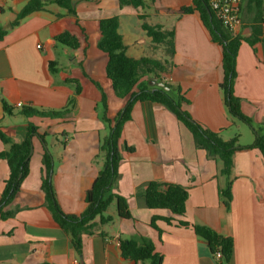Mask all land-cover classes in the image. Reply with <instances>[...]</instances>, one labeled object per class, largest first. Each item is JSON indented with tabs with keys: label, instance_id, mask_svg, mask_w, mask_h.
<instances>
[{
	"label": "crops",
	"instance_id": "0c3cea01",
	"mask_svg": "<svg viewBox=\"0 0 264 264\" xmlns=\"http://www.w3.org/2000/svg\"><path fill=\"white\" fill-rule=\"evenodd\" d=\"M28 1L0 0V29H7L0 39V127L19 143L30 123L42 139H32L28 175L3 209L12 214L0 219V264H149L121 256L120 242L135 236L153 242L161 264H222L195 235L192 225L206 226L232 238L229 264H264V158L260 152L250 149L234 154L232 199L226 208L218 193L226 183L220 173L222 163L195 148L190 132L167 108L145 101L133 104L130 119L123 125L120 147L126 144L133 151L121 149L118 177L111 190L126 199L132 219L118 218L113 202L105 213L112 221L99 224L95 219L92 233L83 237L81 254L76 253L46 208L40 187L41 160L47 149L53 164L51 183L61 210L82 213L86 208L82 200L85 187L103 166L99 145L108 130L101 119V92L106 95L110 117L123 108V101L115 97L105 76L107 55L96 47L98 21L118 18V33L127 56L133 59H161L157 56L161 48L151 43L141 27V15L148 23L172 31L174 66L163 79L180 88L188 100L184 110L203 128L218 132L224 141L237 137L239 146H248L254 134L246 123L230 116L224 102L219 88L223 77L220 46L211 40L197 12L179 14V9L190 6L192 0H144V6L137 8L120 6L118 0H72L75 16L47 3L16 27L8 28ZM239 15L242 25L236 34L245 39L253 37L255 10L248 0H241ZM65 31L81 43L83 33L88 35L86 54L82 47L73 50L52 43ZM257 38L253 45L241 43L234 81L240 110L255 130L264 123V23ZM49 63L55 64L54 72L49 70ZM72 80L81 88L77 96ZM152 81L158 82L150 77L148 84ZM73 96L74 105L63 118L20 114L24 106L60 111ZM3 102L9 113L4 112ZM7 148L0 142V152ZM8 174L7 164L0 161V194ZM150 182L184 187L188 192L184 216L146 208L142 193ZM153 217L170 222L157 220L159 233L150 226ZM180 220L189 226H178Z\"/></svg>",
	"mask_w": 264,
	"mask_h": 264
},
{
	"label": "trees",
	"instance_id": "16d2710c",
	"mask_svg": "<svg viewBox=\"0 0 264 264\" xmlns=\"http://www.w3.org/2000/svg\"><path fill=\"white\" fill-rule=\"evenodd\" d=\"M118 1L120 6L134 8L143 7L145 2L144 0ZM248 2L252 4L255 10L254 22L256 25L252 29L253 37L246 39L239 34L231 35L228 32L210 9L208 0H192L190 6L179 9L180 15L197 12L211 40L220 46L223 77L219 88L230 116L246 123L254 134L253 143L248 146H239L237 137L224 141L218 132L203 128L184 110L183 106L188 104V100L182 95L180 88L164 81L163 76L168 75L174 66L172 62L174 34L172 31H166L157 24L148 23L146 17L141 15L139 18L142 21L143 31L154 46L161 48L165 59L161 60L155 57L133 59L127 56L126 46L118 33V18L112 17L97 22L96 47L107 55L105 76L111 84L115 97L123 101V108L115 117H110L106 95L101 92V119L108 130L107 135L99 145V155L103 158V166L98 175L91 179L85 187L82 200L86 208L82 213L66 214L61 210L51 183L53 164L52 157L47 149L44 150L41 160L42 179L40 187L45 194L46 208L49 210L54 222L70 238L76 253L81 254L83 237L92 233L95 219H98L99 224H107L112 221V217L105 213L113 202L116 203L118 218L123 220L132 219L126 199L111 190L118 177V167L122 160L121 149L128 152L133 151L126 144L120 147V141L123 125L130 119L131 108L135 102H151L167 108L190 132L195 148L203 150L208 159L219 160L222 163L220 173L226 178V183L223 188H219L218 193L226 208L229 207L232 199L231 173L234 154L238 151L257 149L264 158V123L261 124L260 129L255 130L251 120L244 116L240 110L241 100L234 95L238 49L243 41L248 42L250 45L258 41L259 26L264 23V19H262V13H264L262 0H248ZM47 3H54L65 9L69 14L76 15L72 0H29L17 13L16 18L9 24L8 28L16 27L22 19L33 12L42 10ZM6 32L7 29H0V39ZM83 35L84 39L81 43L75 35L65 31L56 35L52 43L73 50L82 47L83 53L86 54L89 38L86 33H83ZM54 66V63H49L48 68L51 72H54ZM150 77L163 83L167 90L162 87L150 86L148 84ZM70 82L75 84L74 96L79 95L81 88L78 81L72 80ZM93 82L99 87L96 81L93 80ZM74 96L68 100L67 106L60 111L38 110L24 106L21 108L20 114L25 117L63 118L69 114L70 109L73 107ZM2 106L4 112H10L7 104L3 102ZM36 136L42 139L38 135L36 127L28 123L25 139L22 142L15 143L0 127V142L8 147L5 151L0 152V161H4L9 170L8 178L4 181V187L0 194V219L2 220L12 214L11 212H3V209L13 201L20 191L23 180L28 175L32 139ZM142 196L146 208L150 210H168L172 215L179 217L185 214L188 192L180 185L150 182L144 188ZM157 220L170 222L169 219L153 217L150 226L157 231H159L155 224ZM177 224L180 227L189 226L187 222L181 220ZM191 227L195 235L207 243L213 258L216 253H221L222 260L220 262L222 264L230 263L234 248L232 238L224 237L206 226L192 225ZM119 247L121 256L124 259L134 262L147 261L149 264H161L162 262V257L155 253L153 242L148 238L135 236L133 239L120 242Z\"/></svg>",
	"mask_w": 264,
	"mask_h": 264
},
{
	"label": "built area",
	"instance_id": "2783aa9c",
	"mask_svg": "<svg viewBox=\"0 0 264 264\" xmlns=\"http://www.w3.org/2000/svg\"><path fill=\"white\" fill-rule=\"evenodd\" d=\"M240 3L241 0H208L210 9L231 35H236V31L242 25L239 15ZM39 47L37 46V48ZM17 106L21 107V104H17ZM214 259L221 261V253H216Z\"/></svg>",
	"mask_w": 264,
	"mask_h": 264
},
{
	"label": "water",
	"instance_id": "95a60500",
	"mask_svg": "<svg viewBox=\"0 0 264 264\" xmlns=\"http://www.w3.org/2000/svg\"><path fill=\"white\" fill-rule=\"evenodd\" d=\"M150 85H152V86H157V87H162V88H164L165 90H167V88L163 85V83H158V82H154V81H152V82H150L149 83ZM31 153H32V150H31V152H30V155H31Z\"/></svg>",
	"mask_w": 264,
	"mask_h": 264
},
{
	"label": "rangeland",
	"instance_id": "374dc122",
	"mask_svg": "<svg viewBox=\"0 0 264 264\" xmlns=\"http://www.w3.org/2000/svg\"><path fill=\"white\" fill-rule=\"evenodd\" d=\"M157 56H159V57L161 58V60H162V58H163V54H162L161 51H158V55H157Z\"/></svg>",
	"mask_w": 264,
	"mask_h": 264
}]
</instances>
